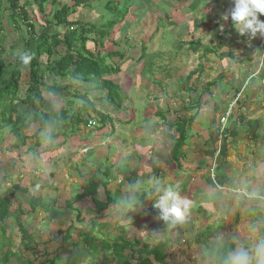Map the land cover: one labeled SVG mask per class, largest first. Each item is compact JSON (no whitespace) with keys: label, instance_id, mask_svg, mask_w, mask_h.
Wrapping results in <instances>:
<instances>
[{"label":"rangeland","instance_id":"obj_1","mask_svg":"<svg viewBox=\"0 0 264 264\" xmlns=\"http://www.w3.org/2000/svg\"><path fill=\"white\" fill-rule=\"evenodd\" d=\"M182 1L184 2V0H138L139 3L136 2L135 4L134 0H105L102 4L100 3V7L92 11V16L94 14L98 19L97 25L105 22L107 25L113 19L116 23V20L121 19L123 14L126 16V26L131 29L130 33H127L128 37L125 36L126 38H123V36H119L118 29H120L121 25L116 26V29L109 30L112 33L110 38L115 36L113 38H116L119 42L116 49L127 53L129 48H136L137 44L140 45L139 41L147 47L143 58L140 57L143 54L141 53V49L138 52H129L133 58V62L136 63L134 64L136 73L134 75L130 74L131 78L126 72L128 66H132L130 60L122 66V71L118 73L112 72L105 76L104 79H109L111 75V79L116 84H119L122 89H125L123 93L122 91H119L118 94L116 92L112 93L113 98L116 100L114 106L108 103L110 102L107 99L109 89H104L101 86L104 79L95 81L93 88L97 87L96 92L94 89L93 91H87L89 99L96 104L97 108L108 112L115 120L112 123L113 127L108 125V129H105L103 135H97V126L91 128L86 126L85 123H81L79 126L77 125L79 131H76V135L71 133V130L68 128L65 130V136H62L64 132L62 131L58 139L51 141L44 138V135L49 132L42 133L43 135H40L41 142L36 146L35 142L37 139L35 133L39 128L37 124L25 128L21 133L22 136L18 137L10 131V128L14 124L10 126L2 124L1 128L3 129L0 130V198L3 196L8 197L11 204L10 213L12 214L9 215L5 222L0 220V223H4L0 224V264H30L28 262L41 264L49 262L54 257H58V254L60 258L53 261L55 264H119L114 250L105 247V243H115L116 238H119L124 232V229L120 228L109 216V211L114 205H111L108 210L104 211L103 215L98 216L97 213L92 211L94 204L90 197L75 200L77 194L82 192L85 184L92 179H100L103 182H107L108 191L111 190L112 195L115 198L117 196L119 199L128 190L127 186L134 184V178L129 180L124 187L119 186L118 188V179L115 176L113 177V173L117 174V171H119L117 168H120V171L125 176L126 171H129L136 165H140L142 168H146L147 173L153 167L155 169L154 174L150 171L153 175L150 178L146 172L141 171V174L147 175V180L158 179L165 185L178 183L181 194L186 197L189 189L197 185L195 182L197 178L195 176H197L198 171L195 172V168L202 167L203 172L208 171L213 162L214 157L212 154L215 149H218L217 153L223 159L225 167L219 175L223 176L227 173L229 178L227 177L228 180L225 185L221 186V191L205 194L204 196L213 195L214 202L212 203L216 204L219 203L216 201L217 195L221 197V202L218 205L220 208L215 204L213 215L206 217L204 216V212H202L203 215L196 212L200 207L197 204L205 200L204 198L197 199L196 202L192 203L194 206L191 207L190 215L186 222L169 228L167 224L158 218V211L152 207L153 201L145 195L147 197L146 201L141 200L137 208L128 214L132 218L133 223L132 228L127 231L125 237L128 240L140 239L141 246L139 248L146 242L150 246L156 245L159 241L166 242L165 250L168 255L166 262L168 264H216L210 255L211 250L214 248L224 246L226 250L230 247H234V250L239 247L251 249L257 242L255 238L257 231L253 232L251 228L258 223L256 221L258 220V214L255 215L257 217H253V212L261 208L264 211V204L250 200L245 195L244 185L246 184V179L247 188L250 185L253 186L252 191L260 189L259 185L262 182L264 183V159L257 163L256 168H252L254 169V176L248 177L250 176V172L247 171L243 175L240 169L244 171L245 167L249 166L244 165V161L248 159V156H251V151L258 150L259 148L264 151V131L257 129V138H255V133L250 129V125L247 124L245 127H240L242 134L238 130V135L229 136L223 143L215 138L211 146L213 152L211 153L209 163L205 164V162H201L200 167L190 166L186 163L176 166L173 163V159L176 162L175 157L171 158L170 150L175 145V139H169L165 136V132L169 130L174 136L178 135L176 125L171 131L166 120L173 124L177 118L178 120L189 118L191 115L196 114L193 126L197 131H195V128L193 130L192 125L188 126L190 131H188L185 141L186 146H184L185 149L182 148L181 152L183 158L186 160L191 152L195 153L194 150L200 147L197 145L199 144V139L202 140L200 136H204V134L199 127L203 126L201 122L205 119V113L211 116L206 117L209 120L211 119L210 121L213 123L217 120V114L222 115L227 109L224 104L219 102V95L224 96L228 92L231 94L232 92H238V81L230 80L227 72L238 71V67L236 66L238 65V61L229 59V55L232 56L230 58L239 57L240 55L237 52L228 51L226 55H221L220 57L221 52L219 51L223 46L216 45L218 42L221 43L224 38V30H228L230 27L229 20L224 21L220 14V20L217 18L215 22L222 21L221 24L224 25V28L221 30V24L218 26L210 25L207 16V13H209V17L215 18L218 16V12L215 9L225 10L229 6V0H217L216 3L218 4L212 5L201 3L197 8L194 6V3L186 7L182 5ZM204 1L206 2V0ZM36 3L37 5L41 3L46 6L43 0H38ZM108 3H110L109 7H107ZM134 4L135 6H133ZM230 6L228 10H231L233 4ZM179 10L188 11L185 15L190 21L187 20L185 24L194 21L195 18H199L201 20L199 27H209L213 31L217 28L220 36L217 39H213L212 42H207L209 46H214L211 48L212 51H206L201 46L202 44L198 46L199 48L197 47L199 51L193 50L192 43H195L191 40L192 34H185V36L184 34H179L178 30L184 26L181 24L184 18L181 17L180 19L178 17ZM137 14L139 15L138 18ZM6 15L7 12L4 14L3 21L7 27L8 34H3L4 37L1 39V45L9 49L8 45H11L10 40H13L12 38H19L18 35L20 36L22 29L24 28L23 30H25L26 27L22 26L21 30L15 29L11 31V24L7 25L10 20ZM91 19L93 18L91 17ZM82 21L90 22V19L86 20L85 17H82ZM204 21L205 25H202ZM91 22L94 23L93 20ZM130 25L134 27H130ZM127 27L125 28L127 29ZM96 29L98 30V28ZM132 30L139 34L144 31L145 33L134 36L135 34H133ZM205 32L203 30V33ZM202 35L201 33L199 37H202ZM27 36L25 35V37ZM17 43V45H22L20 40ZM107 43H105L107 47L111 46L110 43ZM236 44L238 45L239 42ZM14 49L16 51H13V55L12 53L8 54L10 56L8 59L10 60H13V58L17 59L16 57L19 56L20 49ZM102 49L104 51L102 58H106L107 63L114 64L118 60L117 56L108 57L105 53L107 49ZM92 50L96 51L97 48L93 46ZM210 52H212V56L209 55L208 57H213V59L211 58L213 62L207 67L208 69L201 67V70H204V72L196 84L192 80L194 75L191 77L190 73L196 69H200L197 64L199 62L204 63L206 61L204 59L208 57L203 55ZM214 53H219L217 58L213 56ZM42 59L47 61V56L45 55ZM229 64L232 66L229 67ZM206 70H208V73L205 75ZM188 78V84L192 83L191 85L193 86L196 84L195 89L197 90V94L203 93L205 95L201 103L206 100L209 103L212 101L208 105L207 111L198 108L190 113H183L182 106L187 103L186 100H189L187 95L192 92L196 96V90L183 92L180 89V87H187V85H184L186 84L185 80ZM22 81V86L29 81V73L26 70L23 71ZM210 84L213 85L210 86ZM91 86L88 85L87 87ZM261 87L264 90V83ZM80 92L83 93V90ZM43 93L48 99L53 100L59 110L68 108L70 112L75 113L82 102L81 99H78L71 104L75 100L73 95L71 102L67 104L65 99L60 95L53 96L47 94L46 91ZM212 95L215 98H211ZM233 96L232 94L230 99ZM242 96L243 92L239 100L241 106L237 107L233 116L229 118L226 124L229 129L230 124L233 127L236 126L238 120L243 117L241 115L244 112L242 109L244 107ZM168 98H173L172 101L178 99L179 103L182 104H177V108L172 109L175 115L166 110V103H170V101L166 100ZM21 107L24 108V106ZM25 108L28 107L25 106ZM244 109L246 110V108ZM239 110L240 112L237 114ZM249 110L248 114L251 116L253 110L250 108ZM157 111H160L161 115ZM87 114L83 113V116ZM94 116H97V114L94 113ZM118 118L121 120L118 121ZM145 118L147 119L146 121H144ZM212 123H210L209 128L210 130L213 129L214 132L218 121L215 126ZM72 125L73 128L75 124ZM205 127L208 128L207 122H205ZM141 128H144L146 132L140 133ZM22 138H25V143H22ZM101 139L105 141H101ZM64 140H67L66 143H62ZM76 141L91 142L95 144V149L88 152V148H72ZM255 142L261 146L255 149L254 144H252ZM59 143H62V145L56 148L63 149L64 152L56 153L55 151L58 149L54 148ZM48 147L50 149L48 151L45 150ZM159 147L164 148L159 150L160 153H166L162 156L164 160L161 161L163 172L160 175L163 178H158L160 175L156 176L158 167L155 163L152 164L153 160L150 159L156 155V149ZM202 150L203 148L201 147L200 152ZM179 155L177 154V156ZM253 155L256 156L255 154ZM143 158L144 162L138 163V160L143 161ZM251 160L254 162L253 159ZM178 161H181V156L178 158ZM230 163H232L231 166ZM116 165L119 167L116 168ZM234 168L237 172L232 174L231 172H233ZM14 171H19L22 181L18 178L12 179ZM124 176H121V179H124ZM219 178L218 176L217 180ZM23 187L29 189L28 193L45 195L42 196L43 199H40L42 200L40 202L42 205H48L47 202L51 201L48 197L54 199L51 202V206H49L52 208V211L47 214L39 210L38 208L40 207L34 206L33 204L36 205V201L33 202L31 198L26 199L27 197L22 195L24 194V190L21 191ZM119 189H121L122 193H120ZM13 193L14 195H12ZM98 197L105 198L104 185L99 187ZM18 204L22 206V210L18 209ZM36 213L40 216V224L37 223L38 217ZM45 214H47L46 217ZM92 217L97 218L98 224L92 225ZM67 228H69L68 238L67 231H65ZM60 229L64 230L65 233L60 234ZM89 231L93 232V238L90 237L85 242L84 238L90 234ZM24 234L30 235V238L22 240ZM154 234H158V236L154 238ZM32 247L34 249L30 250ZM137 256L138 254H135L132 257L134 263L138 260Z\"/></svg>","mask_w":264,"mask_h":264},{"label":"trees","instance_id":"obj_2","mask_svg":"<svg viewBox=\"0 0 264 264\" xmlns=\"http://www.w3.org/2000/svg\"><path fill=\"white\" fill-rule=\"evenodd\" d=\"M22 1L23 0H0V130L3 129L1 128L2 124H6L7 126L14 124V126L10 128V131L13 135L18 137L25 128L37 124L39 127L35 133L37 146L41 142L40 135L42 133L49 132L46 135L52 138L51 141L58 139L62 131H64L62 136H65V130L68 128L71 130V133L76 135V131H79L77 125L79 126L81 123H85L86 126H88L89 121L93 120L96 122L97 135H103L105 129H108V125L113 127L112 123L114 118L111 117L108 112H102L97 109L96 104L89 99L87 91H93L94 89L96 92L97 87L93 88L95 81L103 80L106 75L112 72L118 73L121 71L122 66L125 65V60L123 59L126 54L116 49L118 41L116 38H113L114 36L110 38L112 33L109 32V30L113 29L117 24L124 23L126 21V16L123 14L121 19L116 20V23L113 19L110 20L107 25L106 22L97 25L86 21L71 20L70 16L74 13V9L73 7L65 5L56 11L54 18L44 21V28L38 33L36 25L31 19V12L28 10V2L25 0ZM78 1L81 2L82 0ZM109 6L110 3L107 4V7ZM6 12V17L10 20L7 25L13 24L16 29H19L22 24L28 31V36L22 39L24 45L22 46V51L19 53V56L17 55V59L13 58V60L8 59L10 57L8 54L12 53L13 55V50L15 51V45L12 44L16 42L15 39L12 38L13 40H10L11 45H8L10 50L8 47L1 45V39L4 37L3 34H8L7 27L4 25L5 22L3 21ZM52 23L56 25L57 29L55 27L52 29L50 26ZM96 28H98V30ZM9 35L11 37L10 33ZM119 36H122L121 33H119ZM104 40L105 42H103ZM99 42H101L100 45ZM107 42L110 43L111 46L107 47L105 44ZM91 45L97 48V50L93 51V46L91 47ZM192 47L198 49L196 46ZM102 48L107 49L105 53L108 57L112 58V56H117L116 58H118V60L115 61L114 64L107 63L106 58H102L104 52ZM145 48L146 47L142 48V53L145 52ZM23 53H27L30 56L27 65H25L20 58ZM45 55L47 56V61L42 59ZM24 70L29 73V81L22 86L21 82H23L22 75ZM193 75L194 72L190 74L191 77ZM88 85L92 86L87 87ZM211 85L212 84H210V86ZM101 86L104 87V89H109L107 99L112 105L116 104V100L113 98L114 96H112V93L116 92L118 94L119 91L123 93V90H125L111 79V75L109 79L103 80ZM80 89L83 90V93L80 92ZM84 89H86V91H84ZM44 91L53 96H58L62 93L73 94L75 99L73 103L78 99H81L82 102L75 113L70 112L68 108L59 110L53 100L44 96ZM21 106H24V108ZM25 106L28 108H25ZM191 108L194 109L193 106H191ZM83 113H88L89 115L87 114L85 117ZM94 113H96L97 116H94ZM158 114L161 115L160 111H158ZM195 115L196 114L191 118L179 119L178 138L171 135L169 130L165 132L166 136L173 140L175 139L173 155L177 162H179L178 158L182 155V148L187 139L185 128L195 119ZM72 124H75L73 128ZM174 126L175 125H169L168 127L171 129ZM100 131H102V133H100ZM143 131L144 129L141 128L140 132ZM227 133H229V129ZM21 141L25 143V138H22ZM66 141L67 140H64L62 143H66ZM62 143H59L55 147L62 145ZM49 149L50 147L47 148V151ZM177 154L180 155L177 156ZM222 178L221 183H224L225 177ZM195 182H199L200 184H197L196 187H191L189 190V195H191L190 201L197 198L200 188H202L206 194L217 192L210 181L205 178H198ZM101 185L105 186V198L98 197V190ZM12 195H14V193ZM145 195H147V193L140 194V201H146L147 197ZM88 197L91 198L94 204L92 211L97 213L98 216L103 215L104 211L108 210L111 205H115L118 200L117 196L115 198L112 195L111 190L108 191L107 182H103L100 179L88 181L83 187L82 192L77 194L75 200H82ZM204 199L205 202L203 201L197 204V206L200 207L196 212L200 214L204 212V216L209 217L214 214L216 203L208 202V198L206 197ZM219 203L216 204L218 208H220L218 206ZM193 206L194 204L191 203V207ZM10 207L11 204L8 197H1L0 220L3 222L12 214L10 213ZM20 210L22 209L20 208ZM92 219V224L96 225L97 218L92 217ZM65 231H67L66 234H68L69 228ZM65 231L60 229L59 233L62 234L65 233ZM91 231H89L90 234L84 238L85 242H87L88 238H93ZM127 231L124 230L123 235L116 238L115 243H105L106 248L114 250L119 264H168L166 262V258L168 257L165 250L166 242L159 241L154 246H150L149 243L146 242L139 248V246H141V240L137 238L128 240L125 237ZM29 237L30 235L24 234L22 240L25 238L28 239ZM68 237L69 234L67 235V238ZM231 248L233 249L234 247H230L226 250L224 246H218L211 250L210 255L215 260L216 264H222L223 257L232 251ZM135 254H138V260L134 263L132 257H134ZM59 258L60 256L58 254V257H54L50 259L49 262H44L42 264H55L53 261ZM28 263L32 264L31 262Z\"/></svg>","mask_w":264,"mask_h":264},{"label":"crops","instance_id":"obj_3","mask_svg":"<svg viewBox=\"0 0 264 264\" xmlns=\"http://www.w3.org/2000/svg\"><path fill=\"white\" fill-rule=\"evenodd\" d=\"M25 1L28 2V10L31 12V17H32L31 19L36 25L37 32L40 33L43 30V28H44V24H45L44 21H46L48 19L51 20L52 18H54L56 11L61 9L65 5L73 7V9H74V13L70 16L71 20H80V21H82V17H85L86 20L90 19V22L93 20V22L96 24L98 19L94 16V14L92 16V11L95 8L100 7V3L102 4L105 0H82L81 2L78 1V0H43V2L46 3V6L42 5L41 3L40 4L38 3V5H37L36 2L38 0H25ZM134 1H135V4H136V2L139 3L138 0H134ZM216 2H217V0H206V2L204 0H184L182 5H185L186 7H188L192 3H194V6L197 8L201 3H206V4L209 3L211 5L212 4H218ZM229 2H230L229 6H227L225 8V10H217V9L214 8L218 12V16H216L215 18L209 17V13H207L210 25H217L218 26V25L221 24L222 21L221 22H215V21L217 20V18L220 20V14L223 15L226 12L230 13L231 10H228V9H229V7H231L230 5L233 4V3H231L232 0H229ZM80 4H81V6H80ZM135 4L133 6H135ZM187 12L188 11H184V10H179V12H178L179 13L178 17L180 19H181V17L184 18V21H182V22L180 21L181 24L184 25V26H182V29L178 30L180 32L179 34H181V35L184 34V36H185V34H189V33L192 34L191 40H192V42L195 43V44L192 43V46L195 45L196 47H198L200 44H202L201 46L204 47L206 51H212L211 48L214 47V46L213 45L209 46L207 44V42H212L213 39H217V37L220 36L219 32L217 31V28H216L215 31H213V29L209 28V27H207V28L199 27V24L201 23V20H199V18H195L194 21L189 22L188 24H185L186 21L188 20L187 16L185 15ZM202 14L205 15L204 12H202ZM138 16L139 15L137 14V18H138ZM91 17L93 19H91ZM260 18L262 20H264V15H261ZM95 19H97V20H95ZM188 21H190V20H188ZM211 22H212V24H211ZM132 23H134V22H132ZM197 23H198V25L196 26ZM120 25H121L120 29L117 28L118 32L121 33L123 38H126L125 36H127V33H130L131 29L126 26L127 24L125 22L121 23V24H118V25H115V27L113 29H116V26H120ZM202 25H205V21L202 23ZM229 25H230V27L228 28V30H224L225 35H224V38L222 39L221 43L218 42V43H216V45L223 46L220 49V51H219V52H221L220 53V57H221V55H226L228 51L237 52V54L240 55L239 57H234V58H230L232 56L229 55V59H235V61H238V63H237L238 65H236L238 67V71L236 70L234 72L233 71H230L229 73L227 72V75H229L228 78H230V80H232V81L237 80L238 81V83H237V91L238 92H243V96L242 97H243V106L244 107H242V109L244 110V112H242L241 115H243V117L240 120H238V124L236 126L233 127L230 124V129L228 128L229 129V133H227L228 134L227 137H229V136L232 137L233 135H238V130H240V127L241 126L245 127L247 124H249L250 125V129L255 133L254 137L257 138V136H256L257 129L264 131V90H263V87H261L262 84L264 83V40H263V38H261L259 36L257 38H255V39H253V40H249L245 36H240L237 33V31L235 30V28L233 27L232 21H231L230 18H229ZM20 26H21L19 28L20 30L22 29V26L25 27L22 24ZM50 26L52 27V29L54 27L56 28V25L54 23L50 24ZM125 27H127V29ZM130 27H134V26L130 25ZM184 28H186V29H184ZM12 29L13 30L16 29V28H14L13 24H11L10 30L12 31ZM23 29H22V32H21L20 36L18 35L19 38H15L16 42L14 43V45L16 44L15 48H17V49L19 48L20 52L22 51V46H24L22 39L25 38V35H27V32H28L27 28H25V30H23ZM52 29H50V30H52ZM203 30H204V32L205 31L206 32L203 33ZM133 32H134L133 34H135L134 36H139V35L145 33V31L143 33H141V34H139L138 32H135V31H133ZM201 33L203 35H202V37H199L201 35ZM19 40L21 41L22 45L21 44L17 45L18 44L17 42ZM198 42H199V44H198ZM237 42H239L238 45L236 44ZM139 43H140V45H138V44L136 45L135 44L136 48L135 47L129 48L127 53H125L126 54L125 58L123 59V60H125L124 62H127L128 60H130V62L132 64V66H130V67L128 66V69L126 70V72L129 74L128 76L130 78L132 77V76H130V74L134 75L136 73V68H135V65H134L136 63L133 62V58L130 55V53L138 52L140 49H141V53H142V48L146 47L145 45L143 46V44L140 41H139ZM118 44H119V42H118ZM228 44H230V45H228ZM146 49H147V47L145 48V51H146ZM193 50L199 51V49H194V48H193ZM15 51H16V49H15ZM244 52H245V54H244ZM144 53L140 57L143 58L144 57L143 56ZM211 54H212V52L207 53V54H205L203 56H206V57H208L209 55L212 56ZM214 54H213V56L217 58V55L219 53H214ZM211 58L213 59V57H208L207 59H204V60H206V61H204V63H200L199 62L197 65L200 67V69H196V70L191 72V73L194 72V76H193L192 80H194V82H196V84H197V81L201 78L200 77L201 74L204 72V70H201V67H204V68L208 69L207 67L211 65V62H213V61H211L212 60ZM231 66L232 65L229 64V67H231ZM207 73H208V70H206L205 75ZM185 81H186V84L184 86L187 85V87H180V89L183 92L184 91L191 92L193 90H196L195 89L196 88V84L194 86L191 85L192 83L188 84L189 78L186 79ZM195 92H196V96H194V94H192V92H191V94L187 95V98L189 100H186L187 103L182 106L183 107L182 108L183 113H190L192 111L197 110L198 108H200V109L202 108L203 110L205 109V111L208 110V105L210 103H212V101L209 103L206 100L203 103H201V100H202V98L205 95L203 93L197 94V90ZM236 93L232 92V94L234 96H236ZM227 94L228 95L230 94L229 98H228ZM232 94L228 92L224 96L219 95V102L221 104H224L226 107H228V105L230 104V102L232 100V99H230V96ZM60 96L65 99L67 104H69L71 102V100H72L71 98H73V94H68V93H65V94L62 93ZM213 97L215 98L214 95L211 96V98H213ZM172 99H170V98L166 99L167 101H170V103L169 102L166 103V110L168 112L170 111L171 113H173L175 115V113H174V111H172V109L173 108H177V106H176L177 104H179V105H182V104L179 103L178 99H174L173 101H172ZM71 104H73V101H72ZM191 106H193L194 109H192ZM196 106H197V108H196ZM240 106L241 105L239 104V107ZM244 108H246V110ZM249 108L253 110V114H252L253 116L252 115L250 116L248 114V112H250ZM239 112H240V110L237 112V114ZM157 113H158V111H157ZM196 113H198V112H196ZM192 116L193 115H191L189 118H191ZM206 116L209 117L210 115H206V113H205V116H204L205 119L201 122L203 126L199 127L200 129H202L201 131L204 134V136H200L202 138V140L199 139V142H198L199 144L197 145L198 147L199 146L200 147L198 149L194 150L195 153L191 152V154L188 156V158L186 160L183 158V155H181V161L180 162H177V161L175 162L174 159H173V163L176 166L182 165V163H186V164H188L190 166L194 165V166L197 167V166H199L201 164V162H205V164L209 163L211 153L213 152V149L211 148V146H212V143H214L215 138H216V130L214 132H213V129L210 130L209 125L212 122L210 121L211 119L209 120V118H207ZM220 116L221 115L217 114V120L214 119L215 121L212 123L213 126H215L216 122L218 121V123L216 124V129L218 128V125H219ZM114 117H116V116H114ZM212 118H214V117H212ZM120 120L121 119L118 118V121H120ZM146 120L147 119L145 118L144 121H146ZM194 120H192L186 127L192 125L191 127L194 130V128H195L193 126L194 125L193 124ZM179 121L180 120H178V118H177L176 122L171 124V123H169L166 120V123L168 125H172V126L176 125V131H177V135L178 136H174V134L170 133L171 135H173L176 138L179 137V131H178V124H180V123H178ZM205 122H207V127L208 128L205 127ZM238 125H239V127H237ZM173 129H174V127L171 128V131ZM189 129H190L189 127L185 128L186 135H188V131H190ZM200 129H198V130L200 131ZM195 131H197L196 128H195ZM145 132H146V130L144 129V131L140 132V133H145ZM200 132H198V133L201 134ZM239 133L242 134L241 130L239 131ZM245 133H248V132H245ZM169 139H171V138H169ZM101 141H105V140L101 139ZM84 143H91V142H84V141L78 142V141H76L73 144L72 148L81 147L82 144H84ZM91 144H93V143H91ZM101 144L103 145V143H101ZM252 144H254L255 149L257 147L261 146L257 142L252 143ZM93 145H95V144H93ZM97 146L99 147V145H97ZM184 146H186V144ZM184 146H183V149H185ZM225 146H226V144H225ZM201 147L203 148V150L200 152V148ZM263 147H264V145H263ZM54 149H58V150L55 151L56 153L64 152L63 149H59V148H56V147ZM161 149H164V148H162V147L157 148L156 149V151H157L156 155L154 157L150 158V159L153 160L152 164L155 163V165H157V167H158L156 176L160 175V173L163 172L162 169H161V165H162L161 161L164 160V158H162V156L165 155L166 153L165 152H163V154L160 153L159 150H161ZM45 150H47V148H45ZM254 151H256V152H254ZM119 153H121V151H119ZM170 154H171V158H173L174 157V155H173L174 154L173 153V147L170 150ZM253 154H255L256 156H254ZM250 155L251 156H248V159L246 161H244V165L246 164V165H249L250 167L249 166L245 167L244 171L240 169V171H241V173L243 175L246 173V171L250 172V176H248V177H251V176L255 175L254 169H252V168H256L257 167V163L264 159V151H263V149L260 150V148H259L258 150L251 151ZM251 159H253L254 162H252ZM241 160H242V158H241ZM165 161H166V156H165ZM142 162H144V158H143V161L138 160V163L141 164ZM231 165H232V163H230V166ZM115 167L117 168L119 166L116 165ZM200 168H202V167H200ZM200 168H195V172L198 171L197 176H195L197 179L198 178H205V176H204L205 172H203L204 171L203 168L202 169H200ZM224 168L225 167H224V164H223V161H222L221 172H223ZM118 169H119V171H117V174L113 173V177L115 176L118 179V181H117L118 188H119V186L124 187L125 184L129 180H131L133 178H134V184L137 183V182H140V183L149 182V180H147V175L150 178L151 176H153L151 174V172L153 174L155 173L154 167H153V169L150 168L151 172L149 171V173H147L148 171H146V168H142V166H140V165H136L134 168L132 167L129 171H126L125 172V176L123 175L122 171H120V168H117V170ZM234 169H233V172H231L232 174H234V172H237V170L235 169V171H234ZM142 170H143V172H146L147 175L146 174H144V175L141 174ZM14 172L15 173L13 175L14 176L13 178H18L20 176L19 171H14ZM202 174H204V175H202ZM206 174H207V171H206ZM121 176H124V179H121ZM223 177H225V179H224L225 181H227L228 178H229L227 173H226V175H223ZM158 178H163V176L160 175ZM120 179H121V181H120ZM244 179H245V177H244ZM245 183L246 184L244 185V187H247L248 184L246 182V179H245ZM197 184H200V183L198 182ZM259 188L260 189H264V183L263 182L259 185ZM252 189H253V186L249 185V192L251 191L250 193L253 192ZM15 190H16V188H15ZM23 190H24V194H22V195L27 197V199L31 198V200L33 202L36 201V205L35 204H33V205L36 206V207H40V208H38L39 210H42V212H46L47 214H49V212L52 211V208L49 207V206H51V202H52V200L54 201V199H51L50 197H48L51 201L47 202L48 205H45V204L42 205V204H40V202H42V200H40V199H43L42 196H45V195H40L38 193L37 194L28 193L29 189L26 188V187H23L21 191H23ZM119 190H120V193H122L121 189H119ZM198 191H199V195L197 196V198L195 200L193 199L191 201V203L196 202L197 199L205 198L204 196H205L206 192L203 191L202 188H200ZM189 193H188V195L186 197L188 199H191L190 198L191 195H189ZM217 197L218 198H216V201L221 202V197H219L218 195H217ZM206 198H208V202H214V196L213 195H208V196H206ZM253 202H256V201H253ZM39 204L42 205V206H40ZM260 208H261V206H260ZM263 208H264V206H263ZM261 209H257V211L253 212L254 213L253 217H257L255 215L258 214V220H256L257 222H264V211H263V209L262 210ZM261 213H262V216H261ZM36 214H37V217H38L37 218V223L40 224L39 223V221H40L39 217L40 216H39L38 213H36ZM47 214H45V217H46ZM31 218H32V215H31ZM43 219H45V218L43 217ZM96 224H98L97 220H96ZM256 233H257V235L255 236L256 240L264 239V228H259V230Z\"/></svg>","mask_w":264,"mask_h":264},{"label":"clouds","instance_id":"obj_4","mask_svg":"<svg viewBox=\"0 0 264 264\" xmlns=\"http://www.w3.org/2000/svg\"><path fill=\"white\" fill-rule=\"evenodd\" d=\"M232 3L233 7L230 13H224L222 15V19L224 21H228L230 18L233 27L240 36H245L249 40H253L258 36L264 38V20L260 18L261 15H264V0H232ZM220 28L223 30L224 25L221 24ZM20 58L25 65H27L30 60V56L27 53H23ZM238 93L240 92H237L236 95ZM234 97L232 98L231 102L234 100ZM108 103L112 105V103ZM239 104L240 102H238L236 109L239 107ZM101 111L104 112V110ZM224 114L220 116L219 126L221 124V117ZM219 126L216 129L217 140ZM226 129L228 130L227 126ZM44 138L46 140L52 139L47 135H45ZM80 148H88L87 151L90 152L91 150L95 149V146L91 143H84ZM217 151L218 149H215L212 154L214 158L211 167L207 171V174H205V172V175H202L205 176L206 180L210 181L217 191H221V186H224L226 181L221 183L223 176H220L219 174L221 173L223 159L221 156H219ZM215 163L218 167L215 169L216 178H213L211 176V170ZM12 174L14 175V173ZM218 176L220 177L219 180H217ZM18 179H21L20 176ZM127 189L128 190L117 200L115 205L109 211V216L120 228L124 229L125 231L132 228V218L128 214L129 212L135 210L137 205L140 204L141 193H147V197L153 201L152 207L158 211V218L167 224L169 228L183 224L190 215L191 201L181 194L180 185L178 183H169L165 185L160 180L153 178L148 183L137 182L135 184H130L127 186ZM244 189L245 195L250 200H255L264 204V189H256L252 193L249 192V188L245 187ZM18 207V209H22L20 204H18ZM259 228H264V222H258L257 224L253 225L251 230L256 232L259 230ZM157 236L158 234H154V238ZM33 249L34 247H32L30 250ZM222 264H264V239L257 240L251 249L248 247H239L230 251L226 256L223 257Z\"/></svg>","mask_w":264,"mask_h":264},{"label":"built area","instance_id":"obj_5","mask_svg":"<svg viewBox=\"0 0 264 264\" xmlns=\"http://www.w3.org/2000/svg\"><path fill=\"white\" fill-rule=\"evenodd\" d=\"M241 95L242 93H238L236 95V97L234 98V100L229 104L225 114L221 117V124L219 126V131H218V140L219 142H223L226 138H227V129H226V124H227V121L228 119L233 115L235 109H236V106L238 105V102L241 98ZM96 125V122L93 121V120H90L89 123H88V127H93ZM219 144H222V143H219ZM217 164L215 163L214 167L212 168L211 170V176L213 178H216V173H215V169L217 168Z\"/></svg>","mask_w":264,"mask_h":264}]
</instances>
